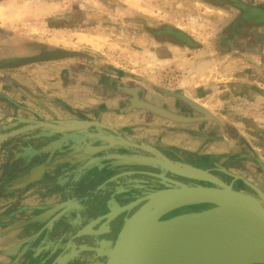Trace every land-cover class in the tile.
<instances>
[{
	"label": "crops",
	"instance_id": "1",
	"mask_svg": "<svg viewBox=\"0 0 264 264\" xmlns=\"http://www.w3.org/2000/svg\"><path fill=\"white\" fill-rule=\"evenodd\" d=\"M156 1L0 0V61L37 54L44 46L50 49L68 44L73 47L86 46L93 50L95 32L78 29L81 24H76L77 20L85 26V23L90 21L89 18L104 7L106 12L107 9L109 12H127V20L135 23L139 21L137 13L157 9ZM193 1L199 2V28L208 21L202 13L208 9L226 17L224 23L217 24L219 31L215 37L216 51L206 52L209 49H206L205 40L201 37L195 46L173 40L171 29L176 32L180 29L165 23L172 22L170 19H162L160 24L163 25L158 27L160 29L151 32L155 34L152 38L157 46L163 47L160 51L162 54H158V57H161L158 62L163 66L175 62L172 54H168L169 51L172 53L173 49L174 52L194 48L199 51L198 60L195 59L198 56L196 54L189 57L187 55L183 62H177L182 68L187 67L181 74L182 78L177 79L180 90L174 91V87L153 85L143 77L133 78L135 82L124 80L125 73L104 67L95 55L89 53V56H78L89 59L83 64L65 61L72 58L67 57L37 62L36 67L14 68V71L13 68H0V115L9 114L8 118H0V125L7 124L5 131H11L19 127L22 129L19 124L26 122L22 116L33 121L54 122L60 119V124L72 126L74 129H59L64 132V137H68L83 127L86 132H90L92 124L80 127L78 119L81 118L99 116L108 126L117 128L126 126L133 119L141 118L149 121L148 128L143 127L140 130L141 136L150 138L160 146L175 145L183 150L200 148L204 154L215 152L220 144H224L227 145L226 150H232L229 155H235L236 148L243 149L239 156L244 162L239 164L238 171L263 189L264 0ZM158 10L160 11L159 8ZM165 12L168 11L165 9ZM213 25H216L215 22ZM64 33L67 36L71 33L74 38L61 39ZM228 60L235 61V66L229 71L231 76L225 79L227 75L222 72V69L226 71L223 62ZM13 72L18 73L13 75ZM133 96L138 100H151L155 105L175 113L194 117V120L178 122L200 124L195 128L199 130V134L195 131L193 136H190L184 129L172 127L171 123L164 121L168 118L139 106ZM177 100L184 105L178 106ZM173 105H177L181 112L174 111ZM123 108L126 114L120 112ZM189 109L193 114L182 113ZM37 124L38 127H29V130L24 131L26 149L31 151L34 148L32 151L37 152L31 154L36 155L40 147L46 151L43 158L54 156L57 153L55 146H44L45 141L33 140L35 135L52 136L50 132H41L48 130L45 126L47 124ZM210 125L214 127H211L212 132L204 133L203 128H209ZM215 133L219 135L215 136ZM65 141V144H69L68 138H65ZM236 166L229 165L230 170L236 172ZM68 173L67 171L64 174H55L52 168L51 176L39 181L36 187L40 190H60L68 178L63 175ZM236 183L246 185L242 180H237ZM53 200L54 197L47 196L45 202ZM61 205L54 210L60 209ZM59 232L57 231L56 236ZM58 238L60 241L59 236Z\"/></svg>",
	"mask_w": 264,
	"mask_h": 264
},
{
	"label": "flooded vegetation",
	"instance_id": "2",
	"mask_svg": "<svg viewBox=\"0 0 264 264\" xmlns=\"http://www.w3.org/2000/svg\"><path fill=\"white\" fill-rule=\"evenodd\" d=\"M170 32L173 38L177 34L175 29ZM47 50L49 48L44 46L40 52ZM11 59L15 58L5 59L0 63ZM133 97L137 99L136 96ZM144 100L153 103L151 100ZM8 116L0 115V118L5 119ZM22 118L26 121L25 124H19L22 129L19 127L5 131L7 124L0 125V133L10 132L5 139L0 140V228L4 230L10 226L12 215L17 214L21 216L22 223L19 228L23 235L20 240L22 252L16 255L15 258L19 256L17 260L11 258V244L0 249V253L3 250L4 264H11L13 260L19 264H60L61 253L69 257L62 261L63 264H103L126 217L139 208L145 199L131 208L116 212L112 217L106 216L107 214L153 190L173 186L169 179L184 183L199 182L198 179L186 175L192 172L193 168L199 169V166H202L199 163L202 158L199 159V154L175 145L160 146L148 137L138 136L136 132L140 133L141 129L127 131L126 126H108L99 116L78 119L80 127L92 124L90 132H86L83 127L68 137L62 135L63 131L45 125L48 130L41 132H50L52 136L35 135L33 140L45 141L44 146L52 144L57 153L43 158L46 151L38 147V153L32 155L31 153L37 151H32L34 148L31 151L26 149L24 131L29 130V127H38L37 122L46 121H33L24 116ZM56 120L50 123L60 124V119ZM14 130L19 132H12ZM65 138H68L69 144H65ZM154 148L157 151L152 150ZM161 153L170 158L185 175L168 165L162 159ZM3 156H9L5 168V164L1 165ZM52 168L55 174L68 171V174L63 175L68 177L66 182L62 189L57 191L40 190L36 187L37 184L51 176ZM211 168L215 171L213 174H222L219 177L226 181L223 174L229 175L228 170L227 173H221L215 164ZM54 183L56 184L55 181ZM47 196L54 197L53 202H45ZM16 204H21L20 208L12 211V206ZM60 204L61 208L54 210ZM210 205L182 206L165 217L201 210ZM97 218H100L99 221L86 230L89 223ZM61 223H65L63 238L66 242L62 250L58 238L60 232L56 236ZM7 229L8 232L4 230L0 237L3 235L4 239L6 238V234L11 231L10 227ZM85 238L86 242H79Z\"/></svg>",
	"mask_w": 264,
	"mask_h": 264
},
{
	"label": "water",
	"instance_id": "3",
	"mask_svg": "<svg viewBox=\"0 0 264 264\" xmlns=\"http://www.w3.org/2000/svg\"><path fill=\"white\" fill-rule=\"evenodd\" d=\"M78 56L89 54L82 50L58 47L1 62L0 68ZM136 102L141 107L176 121L194 120V117L175 113L146 100L136 99ZM42 123L60 130L73 129L72 126L62 124ZM9 133H0V140L5 139ZM152 150L157 151L155 148ZM161 156L176 172L185 175L170 158L162 153ZM229 174L233 177L227 182L205 169L193 168L192 172L186 175L198 179L199 182L184 183L167 178L173 186L153 190L107 214L106 216L112 217L116 212L131 208L145 199L139 208L126 217L103 264H209L204 259H198L197 252L206 238V230L213 224L239 230L264 248V190L241 174L230 171ZM237 180H242L253 192L237 187ZM158 195L165 197L150 204ZM192 204L211 205L201 210L165 217L176 208ZM99 219L90 222L86 230L94 226ZM237 264H264V261H241Z\"/></svg>",
	"mask_w": 264,
	"mask_h": 264
},
{
	"label": "rangeland",
	"instance_id": "4",
	"mask_svg": "<svg viewBox=\"0 0 264 264\" xmlns=\"http://www.w3.org/2000/svg\"><path fill=\"white\" fill-rule=\"evenodd\" d=\"M262 1V0H259ZM102 3V1H100ZM111 2V1H110ZM157 9L154 11H143L139 14H134L138 17L139 21L133 23L131 21H128L125 15L127 12H109L106 8L102 7L96 13L93 14L89 19L90 21L88 23H85L86 25H83V22L76 21V24H81L77 28H84L86 30H91L92 32H95L96 35V41L92 42V45H95V48H89L86 46L78 47V46H69L68 44L65 46H54L53 48H66V49H76L85 51L86 53L95 55L99 61H101L102 65L108 69L117 70L121 73H125L124 80H128L131 82H135L133 78H140L143 77V79H147L150 83L153 85H159V86H168V87H174V91L180 90L179 84L177 83L178 77H181V74L184 72L185 66L183 68L181 65L177 64V62H183L187 57L191 55L198 54L196 60L199 59V51L194 49H188L185 51H178L174 52V49L172 50L171 56L173 59H175V62L172 64H167L168 66H163L158 61L159 58L158 54H162V48H159L157 44L155 43L154 39L152 38L155 34L151 33L154 29H160L158 27H161L160 24L163 22L162 19H170L172 22H165L168 23L167 25H170L171 27L180 29L187 33L188 35L192 36L196 41H199V37L201 39L205 40V45L207 46L206 49H209L211 52L212 50L216 51L217 48L215 47V37L218 33L217 24H222L224 21H226V17L219 16L218 13L211 12L212 10H206V12H202L207 18L209 23L204 22L203 26L199 28V2H194L193 0H157L156 1ZM160 9V11L158 10ZM165 9L168 12H165ZM204 9V8H203ZM223 13V12H221ZM201 14V13H200ZM225 15V14H222ZM125 16V17H124ZM212 17V18H210ZM213 22H215L216 25H213ZM158 25V26H157ZM179 25V26H177ZM153 27V29H152ZM63 33V32H61ZM64 37H70V39H73V34H63L61 36V39ZM67 41V40H63ZM66 43V42H65ZM72 45V44H71ZM50 48V49H53ZM223 50L222 48L220 49ZM169 56V55H168ZM196 57V56H195ZM158 58V59H157ZM194 59V58H193ZM87 58L84 57H72L70 60L65 61H72L71 63H85ZM48 61V60H47ZM75 61V62H73ZM43 61H40L38 63H41ZM235 62V61H234ZM234 62L231 60H228L226 62H223L224 67L226 68V71L222 69V72H226V78H229L231 71L233 69ZM37 62L28 63L24 65H20L17 67H3V68H14L15 69H25L26 67H36ZM62 63V62H61ZM68 63V62H65ZM29 65V66H28ZM67 65V64H63ZM7 72H10L7 70ZM17 74L18 72H13V75ZM199 75V71H198ZM137 76V77H136ZM182 78V77H181ZM198 81V80H197ZM210 83L212 81L210 80ZM215 84V83H214ZM194 85V84H193ZM210 86V85H209ZM212 87V85H211ZM181 100V99H180ZM180 100L178 101V106L184 105ZM199 103V102H198ZM187 105V104H185ZM177 105H173L172 108L174 111H179V107ZM226 111L227 109L224 108ZM122 114H126L124 108L120 111ZM220 112V111H218ZM183 114H193V111L189 109L187 112H182ZM156 114V113H155ZM158 115V114H157ZM146 121V122H145ZM166 123H171L172 127L178 128V129H184L185 132H188L187 134L190 136H193L195 131L198 132L199 130H195L196 127H199L200 124L196 123H185V122H176L171 119H165ZM131 123L127 124L126 127L128 128L127 131L132 129H142L141 127L148 128L147 127V120L144 119H133L132 121H129ZM204 125V123H203ZM140 127V128H138ZM213 126L210 125L209 128H203L202 131L204 133H208V131L212 132ZM214 128V127H213ZM199 129V128H198ZM136 130V131H137ZM219 131V130H218ZM138 136H141L140 133L136 132ZM215 136H218V133L214 134ZM199 136V135H198ZM157 137V135H156ZM216 142V141H215ZM11 147V146H10ZM227 145L220 144L219 149L215 150V152H206L202 154V149L198 148L195 150H190L193 153L199 154V163L202 164V166L199 168L205 169L211 173H215L214 170H212V166L215 164V166L219 167V171L221 173H227L226 170L231 171L229 165H237L236 166V172L232 171L234 174H240L238 171L239 164L244 162V159L239 156L240 152L243 151V149H235L234 153L235 155H229L231 154L232 150H226ZM205 150V148H204ZM217 151V152H216ZM230 151V152H229ZM9 156H3V164L6 167V163ZM6 159V160H5ZM223 168H225V171H223ZM219 176L220 173L218 174ZM223 177H226L225 179L227 181H230L232 179V175L229 174H223ZM237 187L247 191V192H253V190L244 184L236 183ZM264 189V188H263ZM21 205V204H20ZM19 204L12 206V211H14L15 208H20ZM21 216L17 214L12 215V219L10 221V226L6 227V232H8L7 228H11V231L6 234V238L4 239V236L1 235L0 237V249H3L4 246L11 244L12 245V259L17 260L19 256L16 257V255L21 254L22 251L20 247V240L23 239V235L20 232V224ZM62 224V223H61ZM64 226L65 223H63L60 226V250L63 249L66 242H64ZM3 228H0V234L4 232ZM87 238L80 240L79 242H86ZM3 250H1V256L0 261H2V264H4V255ZM7 258V257H6ZM60 264H63L62 261L67 260L69 257L67 254H60ZM9 259V257H8ZM11 264H19L15 263L14 260Z\"/></svg>",
	"mask_w": 264,
	"mask_h": 264
},
{
	"label": "bare ground",
	"instance_id": "5",
	"mask_svg": "<svg viewBox=\"0 0 264 264\" xmlns=\"http://www.w3.org/2000/svg\"><path fill=\"white\" fill-rule=\"evenodd\" d=\"M164 197L158 195L150 204ZM206 231V238L197 252L198 259H204L209 264L264 261V248L249 235L218 224H213Z\"/></svg>",
	"mask_w": 264,
	"mask_h": 264
},
{
	"label": "trees",
	"instance_id": "6",
	"mask_svg": "<svg viewBox=\"0 0 264 264\" xmlns=\"http://www.w3.org/2000/svg\"><path fill=\"white\" fill-rule=\"evenodd\" d=\"M222 1H227V0H222ZM235 2H237V0H235ZM176 33H177L176 36H174V38L172 37L173 40L181 41V42L185 43L188 46H195V45L198 44V42L192 36L188 35L184 31L179 30Z\"/></svg>",
	"mask_w": 264,
	"mask_h": 264
}]
</instances>
